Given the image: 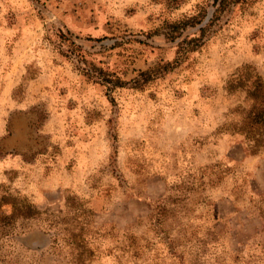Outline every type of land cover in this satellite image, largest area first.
<instances>
[{"label": "rangeland", "instance_id": "rangeland-1", "mask_svg": "<svg viewBox=\"0 0 264 264\" xmlns=\"http://www.w3.org/2000/svg\"><path fill=\"white\" fill-rule=\"evenodd\" d=\"M201 1L0 0V264H264V127L224 91L264 83V0L176 60L196 30L161 26Z\"/></svg>", "mask_w": 264, "mask_h": 264}, {"label": "trees", "instance_id": "trees-1", "mask_svg": "<svg viewBox=\"0 0 264 264\" xmlns=\"http://www.w3.org/2000/svg\"><path fill=\"white\" fill-rule=\"evenodd\" d=\"M169 5L176 4L177 0H167ZM239 0H202L199 4L193 6V10L190 14L184 15L178 19H174L170 22H163L161 26L162 34L169 40L175 41L180 38L186 28H195L196 35L191 37H184L182 40L176 43V60L184 58L187 54L195 51L201 46L202 38L207 32V28L218 22L225 13L230 12L233 5L237 4ZM66 41H69L68 39ZM72 49L70 54L77 52V47L69 41ZM168 68L167 65L161 67V70ZM155 68L149 71L140 72L139 76H143L146 81L150 76H153L152 72ZM84 74L87 77H91L90 70L84 69ZM142 81V82H144ZM101 82L104 83L109 90L112 87L120 85V81L117 77H102ZM134 85L138 84L137 80L132 81ZM236 90H244L247 98L252 102L250 110L246 113L245 121L242 124L241 132L244 135H258L253 129L258 127H264V83L260 77L247 65L240 67L236 73L230 75L224 82V91L232 93ZM251 150H256L257 141L253 140L249 145ZM12 208V215L18 214L22 219H28L34 214H37L36 209L22 201L18 206L14 201L9 203ZM264 221V212H262ZM12 217V216H11ZM264 232V222L263 228Z\"/></svg>", "mask_w": 264, "mask_h": 264}]
</instances>
